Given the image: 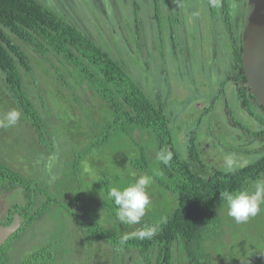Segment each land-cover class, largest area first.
<instances>
[{"label":"trees","instance_id":"1","mask_svg":"<svg viewBox=\"0 0 264 264\" xmlns=\"http://www.w3.org/2000/svg\"><path fill=\"white\" fill-rule=\"evenodd\" d=\"M210 2L217 3V10L230 32L226 53L231 57L223 59L229 66L227 64V72L221 77L216 91L212 89L211 81L207 83L211 89L203 97V101L208 103L204 105L202 115L211 111L222 98L234 124L232 126L238 129L228 131L227 135L222 132L220 135L207 134L211 139L207 141L209 146L204 147L205 141L199 138L196 127L181 134L172 119L174 108L185 104V98L174 97L176 101L168 103L165 97L157 94L161 82L169 85L172 78L166 76L163 61H158V68L152 69L146 56L154 50L159 52V59L162 58L164 54L160 47L166 35L163 37L152 32L151 50L145 43L141 18L135 17L134 24H127L134 31L130 33L134 38L133 47L139 48L135 34L141 33L142 52H147L141 58L145 63L139 70L142 76L136 77L123 59L117 58L105 45L102 48L80 26L72 24L44 3L37 0H0V71L4 74L11 102L22 111L23 118H28L36 133L37 146L43 145L46 153L54 148L43 117L47 116L40 114L31 96L34 89L40 92L39 87L34 80L30 86L26 85L29 82L24 73L31 71V57L15 40L39 56L36 59L38 65L41 61L50 64L52 68L46 73L56 75L58 90H66L77 101L74 90L81 88L88 90L98 101L95 107L85 112L88 126L84 130L86 135H81L79 140L83 145L77 156L69 155V160L64 162L61 177H54L49 183L40 170L35 172L37 162L31 163V175L26 176L10 166L9 159H0V195L3 192H8V195L14 193V198L22 195V201L11 202L0 218L1 225L10 223L15 215L20 220L17 229L0 246V264H66L64 256H57L54 250L57 252L64 246L54 241L38 245L30 253L25 252L24 258L12 261L13 244L23 240L25 233L43 214L50 213L58 221L60 211L70 218L88 245L86 264H105L109 256H104L106 251L112 252L110 261L113 264H125L130 257H133L130 264H221L219 259L224 255V247H232L230 240L228 243L222 240L226 227L230 230L233 224V218L227 214L223 194L225 191L250 190L253 183L264 176V107L251 93L243 73L242 28L235 31L232 27V16L239 2ZM234 16L239 21V14ZM222 33L223 37L224 30ZM188 35L192 39L193 35L189 33L185 37ZM213 35L210 31L211 42L208 43L212 44V56H216L212 59L223 58L222 45L219 43L217 46V37ZM197 39L198 49L203 52L201 37ZM187 51L188 61L183 63L186 71L182 74L189 81L182 79V84L192 87L206 85L201 78L206 71L195 64L191 49L187 48ZM172 53L177 58L176 49ZM201 54L199 52L200 57ZM133 60L136 58L132 56ZM195 72L200 76L198 82L192 83ZM173 73L180 80V69ZM53 90L50 88L48 94ZM228 90L234 95L232 104L224 97ZM36 95L40 97L41 106H45L44 96L41 93ZM193 104L188 100L184 109L197 110ZM192 115L196 119L195 126H201L206 120L196 111ZM69 120L71 116L63 118L64 123ZM253 120L257 123L253 124ZM66 126L64 129L67 130ZM243 131L250 134L252 143L258 141L259 145L254 143L243 149L250 139ZM95 148L100 149V157L86 164L87 154ZM218 148L224 156L219 154ZM30 150L38 153L32 144ZM169 152L172 158L164 164L159 154ZM238 156L252 160L244 163L238 158L240 162L232 165L231 159ZM141 176L150 179L147 186L150 204L138 223H122L107 193L112 187L127 186ZM125 179L129 180L123 183ZM86 182H91L92 188L86 187L87 191H84ZM39 195L45 198L37 205ZM66 196H71L73 202L68 203ZM89 196L92 198L89 202L94 201L95 207L87 205ZM251 233L255 231L251 230ZM35 236L30 235V238ZM94 244V254H99L101 249L99 255L105 259H93L89 250ZM217 247L221 249L216 251ZM255 247L256 241L251 245L252 249ZM233 248V254L239 256V243ZM241 251V264L254 262V257L246 254V248Z\"/></svg>","mask_w":264,"mask_h":264},{"label":"rangeland","instance_id":"2","mask_svg":"<svg viewBox=\"0 0 264 264\" xmlns=\"http://www.w3.org/2000/svg\"><path fill=\"white\" fill-rule=\"evenodd\" d=\"M37 1L44 3L77 27L80 26L79 28L92 36L95 42L102 48L103 45H105L117 58L123 59L126 62L128 69L136 77L142 76L139 70L141 67L145 66V63L141 58L143 57L142 54H147V52H142V42L140 43L141 33L135 34L139 48L135 49L136 47H133L134 38H132L133 36L131 34H133L134 31L132 32L130 25L127 26V24H134L135 17L141 18V27L146 36L145 43L147 47L151 49L153 46V41L152 43L150 42L152 32L155 35L161 34L163 37L166 35V38H163L160 47L164 54L161 56L162 58L159 59V52L151 49L152 51L146 56V59L148 60L147 64L152 69L158 68V66H156L158 61H163L166 68L165 71L167 72L166 76L172 78V81H169V85H167L165 81L161 82L157 94L161 97H165V102L168 103H171L170 100H174V97L178 99L185 98L186 103L180 106V108H174V105H171V107L174 108L172 115H175L172 119L175 125L179 126L180 129L178 130H180V133H186L190 128L196 127L199 138L205 141L204 147H208V142L211 138H207V134L220 135L222 132L227 135L228 131L233 132L238 129L235 126H232L234 124L229 118L226 102L222 98L218 105L215 104L211 111H207L202 115L204 105L208 103L207 101H203V97H205V94L210 92L211 89L207 83L211 81V83H213L211 87L216 91L217 84L221 80V77H224L227 72L228 61L225 62L223 59H230L231 57L226 53L228 52L227 46L229 45L228 36L230 35V32L223 22V16L217 10L216 2L211 3L210 0ZM142 1L144 2V5ZM229 2L230 4H233V2H239V4H236L237 8L235 7V14H239V21L236 20V16H234L235 14L232 16V27L236 31L239 30L240 27L243 28L245 25L247 17L252 9V4L250 3L251 0H229ZM159 24L161 25L160 29ZM222 30H224L225 34L223 37L221 35L223 34ZM210 31L214 34V38L215 36L217 37V46L219 43L222 45L221 54H225L223 58L212 59V57L216 56L215 54L212 56V44L208 43L211 42ZM186 33L192 34V39L189 38V35L188 37H185L187 35ZM183 34L186 35L184 36ZM172 35L174 36V40L172 39ZM198 36L201 37V41L203 42V52L198 49ZM194 37L196 38L194 39ZM15 42L24 48L31 57V71L28 73H24L25 71L23 72L22 69L21 71L29 82L26 83L27 86H30L31 81L34 80L39 87L40 92L34 89V91L31 92V96L33 97L36 107L38 106L40 114L42 116H47L43 117L45 118L54 148L52 151L46 153V151L43 150V145L40 144L37 146L36 133L33 131L28 118H23L22 111L11 102V97L5 88V82L3 79L4 74L0 71V120H3L6 114L12 109H17L21 113V116L15 125L10 127H0V159H9L7 160L8 164L13 168L18 169L26 176L31 175V172L29 171L32 166L31 163L37 162L38 167L35 169V172L37 173L40 170L42 175L46 176L47 181L50 183L54 177H61L60 172L64 170V162L69 160V155L73 154L75 157L77 156V152L80 151L79 149L82 147L83 143H79V140H81V135H86L84 130H87L88 126L85 112L88 109L95 107L98 101L88 93V90H83L81 88L74 90L78 98L77 101H75L73 96L66 90H58V85L55 82L56 75L46 73V71H49V68H52L50 64L46 61H41V66L38 65L36 59L39 58V56L27 47H24V45L18 40H15ZM187 48H189V50L191 49L192 54L195 57V64L198 65L200 70H205L207 72V74L205 72L201 75V78L205 80L206 85L192 87L191 85L182 84V79L189 81L188 77L182 74V71H186L183 63L185 60L188 61ZM174 49L177 51V58H174L175 54L172 53V50ZM199 52L202 53L201 57L199 56ZM132 56L133 58H136V60L131 61ZM53 59L55 62L56 58L53 57ZM179 69L181 71L180 80L177 76H174L173 73L174 70L179 71ZM210 72L211 74H209ZM199 76L200 75L196 74L191 82H198ZM50 88L51 90H54L51 94H48ZM147 90H150V88H147ZM40 93L44 96L43 102H45V106H41L40 97L36 95ZM225 96L227 97L226 100L232 104L234 96L232 91L228 90L226 94H224V97ZM211 98L212 97H210L209 101H211ZM188 100H191V102L194 103L193 106L196 107L197 110L190 111L191 109H184ZM189 107H191L190 104ZM195 111L198 115H201V117L206 119L201 126H195L194 124L196 119L195 117L193 118L192 113ZM70 116L71 120L64 123L63 118ZM208 120H210L211 123L210 121L208 122ZM252 123L256 124L257 120H253ZM65 124H67V130L64 129ZM243 132L248 138H250L242 147L243 149H247L254 143H258L259 145L258 141H254V143L250 141L252 138L249 133L247 134L246 131ZM228 139H230V137H228ZM31 144L35 147L38 153H33V151L30 150ZM218 151L220 155L224 156L221 149L218 148ZM100 155V149H93L87 154L85 160L86 164H89L90 160H96ZM238 158L244 163L252 160L246 156H238L236 159H231L232 165L240 162ZM102 169L103 166L100 170ZM260 178L254 182V187L249 191H254L257 181L264 180H260ZM128 180H123V183ZM86 187L91 189V182L85 183L84 191H87ZM17 196L18 197L14 198L15 194L10 193L8 195V192H3L0 195V200H4L3 208L0 211L1 217L4 216V213L11 202L22 201V195L18 194ZM44 198L43 195H39L37 198V205H39ZM65 200H67L68 203L73 202L71 196H66ZM87 200L88 201L86 202L89 207L94 206V201L89 202L92 200L91 196H89ZM57 216L59 218L58 221L55 218H52L50 213L43 214V216L37 220L35 226L25 233L23 240L15 242V245L13 244L11 252L14 258L12 261L24 258L26 256L25 252L30 253L31 250L35 249L38 245H44L45 242L54 241L56 243L58 242V245L64 246L62 249H57V252L56 249L54 250L57 256H64L66 264H86L85 254L88 251V245L85 244V241L79 236V233L76 231V228L71 223L69 217L65 215L63 216L61 211L58 212ZM232 222L233 224L230 230L226 227V232L222 240L227 243L230 240L229 244L232 247H224V255L219 259V262L221 264H241V250L242 248H246V254L254 257V262L251 264H264V262H261L264 261V204L261 205L260 212L255 217L249 218L247 222L237 223L234 218L232 219ZM251 230H254L255 233H251ZM229 233L231 234V238ZM33 234H36V236L30 238V235ZM255 241L257 247L252 249V242ZM237 243H239L240 249L239 256L233 254V247H235ZM94 246L95 244L92 245L89 250L93 259H105L102 258L103 256L99 255L102 253L101 249H99L101 253L94 254ZM220 249L221 248L217 247L216 251ZM105 253L107 254H104V256L109 254V256L106 257L107 261L105 264H113L111 262L112 252L106 251ZM132 259L133 257L127 258L125 264H130V260Z\"/></svg>","mask_w":264,"mask_h":264},{"label":"clouds","instance_id":"3","mask_svg":"<svg viewBox=\"0 0 264 264\" xmlns=\"http://www.w3.org/2000/svg\"><path fill=\"white\" fill-rule=\"evenodd\" d=\"M20 116L21 113L17 109L10 110L4 119L0 120V127L15 125ZM171 158L170 152L159 154V159L164 164H168ZM231 170L233 169H229V171ZM261 179H264V176ZM149 183L150 179L147 176H141L127 186L112 187L108 191V198L116 206V215L119 221L134 224L141 220L150 204L147 191ZM223 195L227 203V214L237 223L247 222L249 218L255 217L260 212L261 205L264 204V180L256 182L254 191L247 189L235 192L225 191Z\"/></svg>","mask_w":264,"mask_h":264},{"label":"water","instance_id":"4","mask_svg":"<svg viewBox=\"0 0 264 264\" xmlns=\"http://www.w3.org/2000/svg\"><path fill=\"white\" fill-rule=\"evenodd\" d=\"M252 9L241 32L243 73L256 101L264 107V0H251ZM4 200H0V211ZM1 218V216H0ZM18 215L0 224V246L17 229Z\"/></svg>","mask_w":264,"mask_h":264},{"label":"flooded vegetation","instance_id":"5","mask_svg":"<svg viewBox=\"0 0 264 264\" xmlns=\"http://www.w3.org/2000/svg\"><path fill=\"white\" fill-rule=\"evenodd\" d=\"M250 88V87H249Z\"/></svg>","mask_w":264,"mask_h":264}]
</instances>
